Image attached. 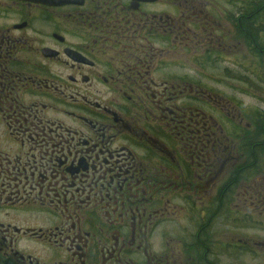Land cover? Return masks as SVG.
<instances>
[{
  "label": "flooded vegetation",
  "instance_id": "af4514ba",
  "mask_svg": "<svg viewBox=\"0 0 264 264\" xmlns=\"http://www.w3.org/2000/svg\"><path fill=\"white\" fill-rule=\"evenodd\" d=\"M0 264H264V0H0Z\"/></svg>",
  "mask_w": 264,
  "mask_h": 264
},
{
  "label": "rangeland",
  "instance_id": "374dc122",
  "mask_svg": "<svg viewBox=\"0 0 264 264\" xmlns=\"http://www.w3.org/2000/svg\"><path fill=\"white\" fill-rule=\"evenodd\" d=\"M222 21H224V19L222 20ZM40 31L42 32V33H45L46 32V30L45 29H40ZM41 46H39V48H40ZM247 93H249V94H251L249 91L247 92ZM246 93V94H247ZM230 95H234L238 100H243V101H252V96H249V95H247L245 98H244V96H241V95H238L237 93H235V92H233V93H231ZM252 95V94H251Z\"/></svg>",
  "mask_w": 264,
  "mask_h": 264
}]
</instances>
